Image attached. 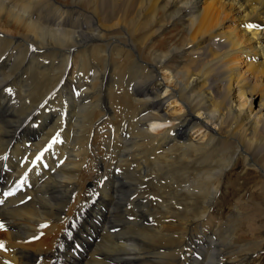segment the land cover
Returning <instances> with one entry per match:
<instances>
[{"label":"bare ground","instance_id":"6f19581e","mask_svg":"<svg viewBox=\"0 0 264 264\" xmlns=\"http://www.w3.org/2000/svg\"><path fill=\"white\" fill-rule=\"evenodd\" d=\"M202 5L0 0V264L264 250V184L248 178L264 177V0ZM169 27L215 52L165 41ZM239 158L249 190L222 200Z\"/></svg>","mask_w":264,"mask_h":264},{"label":"rangeland","instance_id":"374dc122","mask_svg":"<svg viewBox=\"0 0 264 264\" xmlns=\"http://www.w3.org/2000/svg\"><path fill=\"white\" fill-rule=\"evenodd\" d=\"M220 0H203V5L202 7L206 8V7H209L211 5H216L217 3H219ZM248 31H252L254 30V28H249V29H246ZM257 31H259L258 29H255ZM161 35V34H160ZM179 35H181V37L179 38ZM160 37V36H159ZM162 37L165 39V41H169V42H175L174 44L175 45H182L184 43H193V46H198V47H204V50L206 52H215L216 50V45L214 44V42H212L211 40V35L205 37L202 41L200 42H192V39L193 38H190V36H187L185 35L184 33H181L179 32V29L178 27H169V28H166V31L164 32V34L162 35ZM154 46L156 45V40H154ZM157 46L158 47H161L160 43H157ZM264 56V54H263ZM206 57H203L202 58V61H205ZM264 60V59H263ZM257 99V98H256ZM257 100H256V104H257ZM257 109V107H256ZM165 110H167L169 113H172L173 109H170V107L168 105H166L165 107ZM195 134H192V138H195ZM248 170V167L247 166H244V164L241 162L240 158L239 160L236 162L235 166L232 168L231 171H229L228 175L227 176H234L235 178L237 177L239 180H237L235 182V184H232V183H229L227 184V178L224 179V188L222 189V192H220V198L223 200V198H225L227 196V194L229 193V191H231V189L235 188V185L236 187H243L245 188L246 186L248 185H243V183L245 182L243 180V178L245 177L246 175V172ZM260 178L257 179L255 178L256 176L252 173V174H247L248 175V178H249V181L252 182V184H254L253 186H255L256 188H259L261 186V184L263 185V181H264V177L261 176L260 173H257ZM227 182V183H226ZM239 182V183H238ZM251 185V184H250ZM249 187L248 186L247 188H245L246 191L249 190ZM144 190V187L143 189ZM226 190V191H225ZM244 190V189H243ZM245 192V191H244ZM233 203V201H225L223 203H219L217 202L216 206L214 207V211L215 212H218L220 210H225L226 207H231V204ZM228 209V208H227ZM264 221V219H263ZM154 224V225H153ZM156 222H152L151 226H156L155 225ZM262 227V226H261ZM249 264H264V250H262L260 253H258L257 255L254 256L253 260L250 261Z\"/></svg>","mask_w":264,"mask_h":264},{"label":"snow or ice","instance_id":"6c2138e0","mask_svg":"<svg viewBox=\"0 0 264 264\" xmlns=\"http://www.w3.org/2000/svg\"><path fill=\"white\" fill-rule=\"evenodd\" d=\"M7 195H11V193H8ZM0 227H2V225H0Z\"/></svg>","mask_w":264,"mask_h":264}]
</instances>
